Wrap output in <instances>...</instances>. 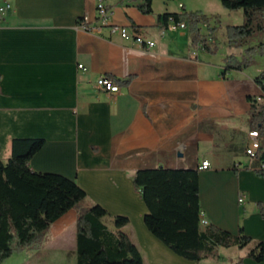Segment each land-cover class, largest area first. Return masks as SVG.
Instances as JSON below:
<instances>
[{
	"label": "crops",
	"instance_id": "crops-1",
	"mask_svg": "<svg viewBox=\"0 0 264 264\" xmlns=\"http://www.w3.org/2000/svg\"><path fill=\"white\" fill-rule=\"evenodd\" d=\"M100 1L111 9L107 25L98 19ZM142 1L0 0V7L11 6L0 15V160L11 158L15 139H44L31 169L76 181L87 193L81 208L103 206L110 227L112 217L127 216L123 231L146 264H263L238 246L221 247L202 261H177L144 223L148 209L133 184L135 173L199 169L207 160L211 167L200 170L199 188L208 223L234 234L243 228L264 242L258 208L264 177L246 154L247 97L263 95L257 74L224 77L221 66L199 54L204 50L192 47L188 27H158L160 15L201 11L214 17L213 5L225 9L216 0H154L147 14ZM85 15L103 25L101 31L81 27ZM111 25L137 27L155 46L124 39ZM102 76L129 83L108 93L97 86ZM77 216L72 209L53 223L44 242L73 243L67 251L76 253Z\"/></svg>",
	"mask_w": 264,
	"mask_h": 264
},
{
	"label": "trees",
	"instance_id": "trees-1",
	"mask_svg": "<svg viewBox=\"0 0 264 264\" xmlns=\"http://www.w3.org/2000/svg\"><path fill=\"white\" fill-rule=\"evenodd\" d=\"M154 0H143L139 8L151 13ZM225 9L243 10L245 23L226 28L231 47H242L257 33L264 32V0H220ZM213 18L201 11L164 14L158 27L167 28L170 20L185 22L189 28L192 47L208 53L216 48L202 34V25ZM216 28L210 30L214 36ZM264 53V41L245 50L242 60L230 55L225 64V77L231 71H243L253 62V56ZM263 91L264 71L255 77ZM121 84H128L129 81ZM250 111L248 125L257 130L261 148L257 158L264 161V103L248 96ZM44 139H15L12 156L0 160V264L24 250H38L53 223L72 209L77 216V264H146L140 248L123 231L130 223L127 216H114L110 227L107 210L95 204L81 208L86 191L73 179L58 173L35 172L30 167L32 157L44 146ZM264 177V170H256ZM199 169H142L135 173L133 184L140 191L148 212L144 215L147 229L177 256L189 261L215 257L221 247L248 248V257L264 264V242L244 233L238 234L213 224L201 225ZM264 219V202L258 203Z\"/></svg>",
	"mask_w": 264,
	"mask_h": 264
},
{
	"label": "rangeland",
	"instance_id": "rangeland-1",
	"mask_svg": "<svg viewBox=\"0 0 264 264\" xmlns=\"http://www.w3.org/2000/svg\"><path fill=\"white\" fill-rule=\"evenodd\" d=\"M219 7L225 9L220 0H216ZM198 5V4H197ZM201 5V3H200ZM212 12L215 13L214 17H218L222 21L220 25H216L210 22L212 28H216L214 36L209 32V27L202 25V34L207 39L208 44L215 47V53H209L202 51L199 54L205 57H209L217 66L222 67V71H225L226 60L230 55H235L238 59L242 60L245 55V50L249 47L258 45L264 41V32L257 33L250 39H248L242 47H231L227 38V24L229 25H242L245 23V16L243 10L231 11L225 9L226 13H220L218 6L213 5L211 7ZM212 21V20H211ZM190 46H187V48ZM197 53V50H195ZM254 62L248 66L242 72L247 74L259 75L264 71V53H257L253 56ZM256 75V76H257ZM264 103V99L260 100ZM70 238H73V231H70ZM75 240V238H73ZM73 240V241H74ZM75 244L68 243L67 241L53 242L51 237L45 239L43 246L38 250H24L22 252L15 253L3 264H76L77 256L73 251H67V248H73ZM75 251V248L73 249ZM234 256V255H233ZM177 261H187L179 256H175ZM234 258V257H233Z\"/></svg>",
	"mask_w": 264,
	"mask_h": 264
},
{
	"label": "built area",
	"instance_id": "built-area-1",
	"mask_svg": "<svg viewBox=\"0 0 264 264\" xmlns=\"http://www.w3.org/2000/svg\"><path fill=\"white\" fill-rule=\"evenodd\" d=\"M11 6L8 4L4 7H0V15L5 13L8 9H10ZM98 19L103 25H107L110 16H111V9H109L102 1L99 2L98 7ZM170 22H174L172 25L173 27H179L182 29L187 28V25L185 22L176 23L174 20H170ZM79 24L81 27L86 29L90 32H98L101 31L102 26L101 25H93L91 23V20L88 15L83 16ZM111 31L112 33H119L124 39H130L133 40L135 43L139 45H145L148 48H153L155 46V41L151 39H145L144 35L138 29L137 27H133L132 30H130L128 27L121 26V25H111ZM79 68L82 70H85L84 65H79ZM97 86L101 90L108 92V93H119L121 90V85L114 80L111 76H102L98 78L97 80ZM261 100V98H259ZM249 137H250V144L246 149V154L250 158V160L255 164L256 169L258 170H264V161H260L257 158L258 151L261 148V141L259 132L257 130H250L249 131ZM211 167V163L209 161H203L199 165V170H206ZM244 201V196L240 198V202ZM208 221L204 217L203 213L201 212V225L206 226L208 225Z\"/></svg>",
	"mask_w": 264,
	"mask_h": 264
}]
</instances>
